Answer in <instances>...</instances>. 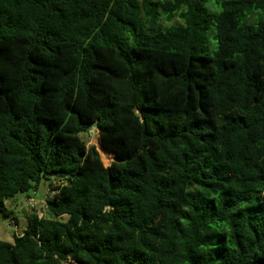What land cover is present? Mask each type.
I'll return each mask as SVG.
<instances>
[{
    "label": "trees",
    "instance_id": "16d2710c",
    "mask_svg": "<svg viewBox=\"0 0 264 264\" xmlns=\"http://www.w3.org/2000/svg\"><path fill=\"white\" fill-rule=\"evenodd\" d=\"M42 181L0 264H264V0H0V215Z\"/></svg>",
    "mask_w": 264,
    "mask_h": 264
},
{
    "label": "rangeland",
    "instance_id": "374dc122",
    "mask_svg": "<svg viewBox=\"0 0 264 264\" xmlns=\"http://www.w3.org/2000/svg\"><path fill=\"white\" fill-rule=\"evenodd\" d=\"M209 42L211 47L215 45L211 38H209ZM80 136L89 148L93 147L97 151L104 165H108L113 160V154L101 146L98 129L95 126H90ZM48 193L47 184L42 181L36 192L18 194L16 198L8 200L6 207L8 212L11 211V213L6 216L0 215V240L11 242L13 234L18 235L23 232L26 225V220L23 217L24 212H36L40 215L45 214L44 199Z\"/></svg>",
    "mask_w": 264,
    "mask_h": 264
},
{
    "label": "water",
    "instance_id": "95a60500",
    "mask_svg": "<svg viewBox=\"0 0 264 264\" xmlns=\"http://www.w3.org/2000/svg\"><path fill=\"white\" fill-rule=\"evenodd\" d=\"M102 146V145H101ZM113 157H114V155H113ZM113 160H114V158H113ZM106 166V165H105Z\"/></svg>",
    "mask_w": 264,
    "mask_h": 264
},
{
    "label": "built area",
    "instance_id": "2783aa9c",
    "mask_svg": "<svg viewBox=\"0 0 264 264\" xmlns=\"http://www.w3.org/2000/svg\"><path fill=\"white\" fill-rule=\"evenodd\" d=\"M10 226H12V224H10Z\"/></svg>",
    "mask_w": 264,
    "mask_h": 264
}]
</instances>
